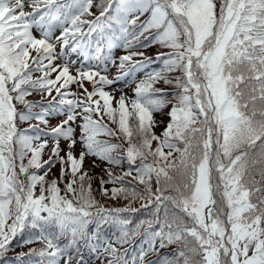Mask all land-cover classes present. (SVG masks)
I'll return each mask as SVG.
<instances>
[{"label": "snow or ice", "instance_id": "snow-or-ice-1", "mask_svg": "<svg viewBox=\"0 0 264 264\" xmlns=\"http://www.w3.org/2000/svg\"><path fill=\"white\" fill-rule=\"evenodd\" d=\"M93 6L0 0V260L27 230L24 244L43 245L18 254L29 264H86V255L99 264H264V0H99L98 14ZM155 44L170 51L157 54L162 68L146 72L134 96L106 90L152 63L141 49ZM33 93L41 100L27 99ZM169 106L157 135L154 113ZM88 156L127 164L120 176L105 170L102 195L119 185L111 196L146 201L149 219L130 228L121 214L140 209L98 204ZM57 164L60 175L48 179Z\"/></svg>", "mask_w": 264, "mask_h": 264}, {"label": "trees", "instance_id": "trees-1", "mask_svg": "<svg viewBox=\"0 0 264 264\" xmlns=\"http://www.w3.org/2000/svg\"><path fill=\"white\" fill-rule=\"evenodd\" d=\"M99 2V0H94V6H93V11L96 12L98 14V9L96 7V4ZM148 19V14H145L144 16L141 17V21H144ZM146 35H152V33H146ZM143 39V37L141 38ZM141 51H143L145 53L146 57H152L153 61H156L158 63H160V61H157L155 59V57L157 56L158 53L160 52H168L170 51V49L167 48H162L160 45L155 44L150 48H146V49H141ZM134 59H143L141 57H136ZM163 66V65H162ZM154 70H159V67L155 68ZM169 75L171 76H175V75H179L178 72L176 73H170ZM156 87L158 88H164L167 91H172L171 88H169V86L163 84V82H160L156 85ZM33 93V95L29 96L27 99L32 100V101H40L41 97L36 94ZM22 107V106H21ZM170 107V106H169ZM168 108V107H167ZM166 109V108H165ZM165 109H163L161 112H157L154 113V118L155 117H163L166 116L164 111ZM39 109H36V111H38ZM161 117V118H162ZM164 121H166V118H164ZM32 123H35L34 121ZM28 124L24 123L22 125V127L24 129L28 128ZM114 127V125H113ZM154 131L157 135H160L159 130L157 129V127L154 128ZM111 142H118V141H111ZM157 146L156 142H153V148H155ZM51 145L49 144V147L47 149H45L44 155H43V160H47L49 158V156L52 155L51 153ZM125 147H127V145L125 144ZM165 151H167V149H165ZM63 156V155H62ZM94 158V163H93V170L89 173L93 179L91 181L92 183V194L94 199L98 202V204L106 209H116V208H127L129 207V205H131V207L133 208H137L140 209V211L136 212V213H130V212H124L121 214V218H127V219H131L132 220V224L129 225L130 228H134L135 225L137 223H139L140 220H144V219H149L150 218V210H145L143 209L141 206L142 204L146 203V201L142 200V199H135L133 200L131 197H129L128 199H125L123 195L117 196V197H112L111 196V189L113 187H119V185H114L112 183H108L107 185H105V187H107L109 189V195L108 196H103L102 192H101V184H100V178L103 177L104 179H108L107 175L105 174V171L103 172L102 170H98V164L102 163L103 161H100L98 159ZM152 157H149V162L152 161ZM25 163H27V161H25ZM139 163V161L137 162ZM127 169V164H124L122 167H113V166H109L107 168V170L111 171L114 175L116 176H120L122 175V173ZM30 171H36L35 169H30ZM43 170H41L42 172ZM60 175V165L57 164L52 171L49 173L48 175V179H52L54 177H58ZM21 179H24L23 176H21ZM126 180H129V177H125ZM135 181H132V184H135ZM61 187L63 188V185H61ZM140 188L142 189L143 186L140 185ZM39 192V187H37V193ZM167 194V193H166ZM93 211H95V209H93ZM143 231V230H141ZM105 235H109V234H118V231L116 228L114 227H105V231H104ZM29 232L26 230L23 235H18L12 242L11 245V250L6 254V257L3 260H0V264H29V260L26 257L23 261L18 259V254L19 253H26L29 251L30 248H36L39 249L40 247H42L43 245L41 243H34V244H24V240L28 237ZM143 240V235L137 236L135 238V240L133 241L132 245H125V248H132L135 245H139L140 242ZM60 243H64V241H60ZM172 248L167 249L166 251H172ZM90 255V254H89ZM131 256L136 255V252L133 251L130 253ZM34 259V258H33ZM150 259L155 260L156 256L153 255L150 257ZM85 261L86 264H99V261H95V260H90L89 256L86 255L85 257Z\"/></svg>", "mask_w": 264, "mask_h": 264}, {"label": "rangeland", "instance_id": "rangeland-1", "mask_svg": "<svg viewBox=\"0 0 264 264\" xmlns=\"http://www.w3.org/2000/svg\"><path fill=\"white\" fill-rule=\"evenodd\" d=\"M58 48L60 49V47L58 46ZM77 60V57L75 56L73 61H76ZM72 71L74 72L75 69L73 68ZM140 74V73H139ZM36 75H39L38 73ZM136 79V75L134 77H130V78H126V80L124 81H120L119 83L113 85V86H110V87H106V90L109 91V92H114L117 97L121 94V91L124 92V93H127V95L129 96H134V93H133V88L135 86V81ZM126 82L129 86H126ZM89 91H91V85H87ZM74 91V92H79L80 89L76 86V85H72L71 86V91ZM60 119H63V117H61ZM59 123V120H55L54 121V124H57ZM62 146H63V149L66 148V145H65V142L62 140ZM79 144L76 146V149H75V153L76 155H78V152H79Z\"/></svg>", "mask_w": 264, "mask_h": 264}]
</instances>
